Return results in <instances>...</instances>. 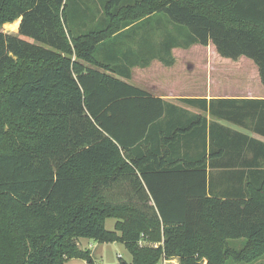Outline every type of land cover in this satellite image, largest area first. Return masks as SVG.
Instances as JSON below:
<instances>
[{"label":"trees","instance_id":"1","mask_svg":"<svg viewBox=\"0 0 264 264\" xmlns=\"http://www.w3.org/2000/svg\"><path fill=\"white\" fill-rule=\"evenodd\" d=\"M67 1L0 0V264H91L79 239L122 244L130 264L264 256L263 145L217 123L264 137V99H180L191 113L128 83L133 67L171 65L174 47L211 44L264 86V0L81 1L76 16L101 27L76 36ZM156 15L187 29L182 42L131 37ZM244 148L253 163L220 158Z\"/></svg>","mask_w":264,"mask_h":264},{"label":"rangeland","instance_id":"2","mask_svg":"<svg viewBox=\"0 0 264 264\" xmlns=\"http://www.w3.org/2000/svg\"><path fill=\"white\" fill-rule=\"evenodd\" d=\"M81 1L93 5L94 12L97 13V10H100V4L106 0L67 1L65 21L72 36L101 27L100 17L94 16L87 22L86 19L76 16V6ZM82 20H85L86 23H83ZM3 30L4 32L11 31L6 28ZM152 30L157 31L158 37L162 35L166 40H179L180 42H182L181 38H184L186 33L188 34L184 26L172 24L164 15H156L150 21L137 25L129 34L131 37L143 36L144 39L146 38L145 40H152ZM23 39L31 44L39 45L32 39ZM154 40L158 42L156 39ZM170 53L171 65H164L159 59H155L150 61L146 67H133L128 83L151 95L170 96L172 102H176L180 97L207 96L209 93L212 96L249 95L258 97L264 95V86L259 81L257 68L250 60L243 57L234 61L221 58L211 44L207 46L192 45L186 49L174 47ZM114 223V219H106L105 229L113 231ZM228 242L229 246L236 250L241 249L244 245V240H229ZM77 245L82 251H90L91 264H116L119 258L128 264L131 262V256L122 244H99L91 240L79 239ZM143 245L152 246L148 243H143ZM64 264H90V262L69 259ZM169 264H177V262ZM225 264L243 263L227 261ZM249 264H264V256Z\"/></svg>","mask_w":264,"mask_h":264},{"label":"crops","instance_id":"3","mask_svg":"<svg viewBox=\"0 0 264 264\" xmlns=\"http://www.w3.org/2000/svg\"><path fill=\"white\" fill-rule=\"evenodd\" d=\"M240 59V58H239ZM238 59V60H239ZM153 97H156V98H161L162 100L164 101H167L171 104H174L176 106H179L191 113H197L198 111L192 107H189V106H184L182 104H179V100L180 99H183V98H204L206 99L207 101L209 100H216V99H234V100H242V99H264V95L262 96H237V95H222V96H212L210 93L207 94V96H195V95H192V96H185V97H180V98H177L176 102H172L171 101V97L170 96H166V95H159V94H152ZM179 102V103H178ZM207 120H209V116L207 115ZM242 122L244 124H246V120H242ZM218 125L222 126L223 128L227 129L230 131L231 134H228L229 135H234L235 137H237L238 135L240 137H245V146L246 144H248L249 146H252V141L251 139H254L256 140V142L260 143L261 145L263 146H259L260 148L258 149L259 151V157H257L256 161L258 163H262L264 162V137L263 136H260L252 131H250L249 129H247L248 127H246V125H239V124H234V123H230V122H227V121H217ZM219 133H223L222 130H218ZM238 136V137H239ZM242 139V138H241ZM218 140H221V139H218ZM232 155V156H231ZM227 154L226 156H222L220 158H222L223 160H227V161H237V162H243L245 165H247L248 163H253V151L252 150H247L246 148H244L241 153H232V154ZM255 155V156H257ZM219 159V158H218ZM225 169H223L219 164L216 165L215 169L212 170V172L214 174H218L219 172H222L224 171ZM246 170V168L244 169ZM231 172V171H229ZM171 262H177L176 260H172V261H164V264H169ZM178 264V263H177Z\"/></svg>","mask_w":264,"mask_h":264}]
</instances>
